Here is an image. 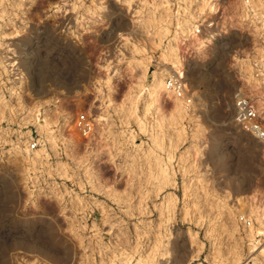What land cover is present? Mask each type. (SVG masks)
Here are the masks:
<instances>
[{"label":"rangeland","instance_id":"1","mask_svg":"<svg viewBox=\"0 0 264 264\" xmlns=\"http://www.w3.org/2000/svg\"><path fill=\"white\" fill-rule=\"evenodd\" d=\"M263 50L264 0H0V264H264L241 218L264 209V145L234 118ZM165 53L183 115L148 91ZM46 114L54 142L26 133Z\"/></svg>","mask_w":264,"mask_h":264},{"label":"built area","instance_id":"2","mask_svg":"<svg viewBox=\"0 0 264 264\" xmlns=\"http://www.w3.org/2000/svg\"><path fill=\"white\" fill-rule=\"evenodd\" d=\"M210 27V25H209ZM203 26L196 29V33H201ZM254 79L251 87L253 89L236 91L234 95L235 121L244 126L256 140L264 145V59L255 62ZM167 90L172 91L177 98L183 99L186 103H191L193 95L190 92L185 76V71H176L165 79ZM75 126L80 135L89 137L94 130V121L86 113H80L76 117ZM38 141L33 139L30 146L36 148ZM264 150V146H263Z\"/></svg>","mask_w":264,"mask_h":264},{"label":"bare ground","instance_id":"3","mask_svg":"<svg viewBox=\"0 0 264 264\" xmlns=\"http://www.w3.org/2000/svg\"><path fill=\"white\" fill-rule=\"evenodd\" d=\"M195 26H197V25H195L194 23H191L190 20L187 21V25L185 26V30H184L185 34L186 35H193L192 34L193 33V27H195ZM207 40H209V39H207ZM207 40H202L201 45H203L204 42ZM262 55L264 56V50L262 51ZM171 57H173V56H170L168 53L163 54V59H165V60H171ZM171 64L172 65L168 66V68L170 69V72L175 73L176 71H181V68L183 66V61L181 58L177 57V58H174L171 60ZM254 70H255L254 65L249 66L247 68V79H248V81L252 80ZM148 89H149L148 91H149L150 95L155 94L158 96L159 92L161 91L166 98L174 100L175 111H177L180 115H183L184 113L187 112V109H188L187 104L182 99L175 97L173 95L172 91L166 89L165 79L159 72H157V71L154 72L153 83L151 84V86ZM110 96H111V94H110ZM110 96H108L106 99L107 101H109V103H107L106 106L110 105L111 103L113 104V102H114L112 100V98H110ZM36 110H40V109L37 108ZM42 114H43V112L39 111L38 116H40ZM103 114H104V112H103ZM103 114H99L95 118L96 124H101L102 121L106 119L105 115H103ZM36 120H37L36 128H34V127L30 128L28 130V132H26V133L29 134L30 137H36L37 136V138L42 142L43 141L54 142L56 139L55 129H54L56 121H54L53 118L49 117L48 114H46L43 118L42 117L41 118L36 117ZM94 125H95V123H94ZM94 129H95V127H94ZM26 152L28 153V155L37 153L35 151H31L30 148H28V147L26 149ZM245 216L252 218V220L255 219L256 221L260 222L261 225H263V227H264V209L263 210H254L253 208H251L250 210L246 211L245 213L243 212L241 215V218H244ZM254 229H255L254 226L250 227L251 231Z\"/></svg>","mask_w":264,"mask_h":264}]
</instances>
